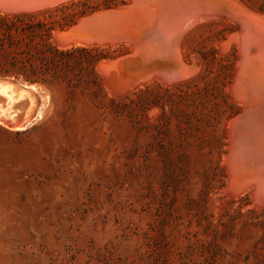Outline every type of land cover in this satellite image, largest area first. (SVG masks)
Instances as JSON below:
<instances>
[{
  "label": "rangeland",
  "instance_id": "1",
  "mask_svg": "<svg viewBox=\"0 0 264 264\" xmlns=\"http://www.w3.org/2000/svg\"><path fill=\"white\" fill-rule=\"evenodd\" d=\"M238 1L264 16V0ZM128 2L0 11V80L29 88L40 110L0 122V264H264V203L251 186L232 193L226 167L242 109L230 90L241 49L225 45L235 21L183 33L180 55L195 68L185 78L115 91L106 63L131 78L150 71L134 43L60 38Z\"/></svg>",
  "mask_w": 264,
  "mask_h": 264
},
{
  "label": "bare ground",
  "instance_id": "2",
  "mask_svg": "<svg viewBox=\"0 0 264 264\" xmlns=\"http://www.w3.org/2000/svg\"><path fill=\"white\" fill-rule=\"evenodd\" d=\"M60 1L63 0H46L36 5L23 7H9L0 4V11H28L50 7ZM128 1L127 5L116 9L96 12L98 17L103 18L100 25L104 30L99 36L93 34L94 32H86L83 38H72L73 41L60 38V41L62 44L85 42L112 44L128 40L131 41L129 44L134 43L133 51L141 54V57L137 59L138 63L141 62L145 68H150V71L143 75L138 71L136 75L140 76L134 75L136 77L131 78L129 73H127L128 76L116 73L112 65L118 62H108L102 68L106 75V80L104 79L106 83L115 91H123L154 74L161 76L164 80L174 81L193 73L194 66L185 63L179 52L178 44L183 33L192 25L210 17L223 15L232 18L236 28L225 45L233 41L241 49V58L237 64L234 83L230 86V90L242 109L229 121V146L226 155L229 189L236 194L251 186L256 205L264 203V16L250 11L238 0ZM130 7L132 9L126 11ZM175 16L182 17L185 22L180 24L181 28L180 26L175 27L172 32L169 28L166 30L165 27H170ZM65 32H67L66 35L74 34L70 32V29ZM117 65L119 63L116 64V68ZM111 68L115 72H112ZM8 89L11 90L8 91ZM27 89L29 88L24 87L17 91L12 83L0 82V96L2 97L0 122H13L19 117L24 123H28L34 116L40 114V110L35 108V100ZM7 93L10 95H6ZM23 98L26 99L25 105L22 104L24 105L23 111L20 114L16 113L12 110L11 104Z\"/></svg>",
  "mask_w": 264,
  "mask_h": 264
},
{
  "label": "water",
  "instance_id": "3",
  "mask_svg": "<svg viewBox=\"0 0 264 264\" xmlns=\"http://www.w3.org/2000/svg\"><path fill=\"white\" fill-rule=\"evenodd\" d=\"M43 1H46V0H0V4H2L4 6H9V7H12V6L13 7H15V6L23 7V6L36 5V4L42 3ZM48 1H51V0H48ZM131 9H132V7H130L127 11H130ZM133 12H134V9H133ZM178 18L176 16L173 18L171 32H172V30L175 29V27L178 28L180 26V24L181 25L183 24L182 22H185V19H182V17H180L179 19ZM101 19H103V18L98 17L96 14L85 17L77 25H75L71 29L70 32H72L74 34L66 35L67 32H65V33L61 34V38H63L64 40H70L72 38H83V37H85L86 32H90V33L94 32L93 34L99 36V34H102V32L104 30V28L100 25L103 21ZM96 23H98V24H96ZM180 28H181V26H180ZM73 31H76L77 35ZM78 32H82V33H78ZM72 40H74V39H72ZM0 81H5V80H0ZM1 99H2V97L0 96V109L2 108ZM15 121L16 122H20V121L23 122L21 120V118H19V117L15 118Z\"/></svg>",
  "mask_w": 264,
  "mask_h": 264
},
{
  "label": "trees",
  "instance_id": "4",
  "mask_svg": "<svg viewBox=\"0 0 264 264\" xmlns=\"http://www.w3.org/2000/svg\"><path fill=\"white\" fill-rule=\"evenodd\" d=\"M27 80H30L29 78H26ZM31 81V80H30Z\"/></svg>",
  "mask_w": 264,
  "mask_h": 264
}]
</instances>
